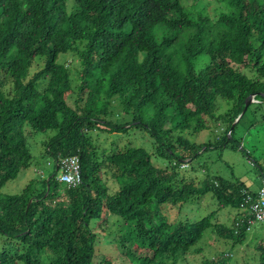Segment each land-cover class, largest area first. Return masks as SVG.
Listing matches in <instances>:
<instances>
[{"label":"trees","instance_id":"trees-1","mask_svg":"<svg viewBox=\"0 0 264 264\" xmlns=\"http://www.w3.org/2000/svg\"><path fill=\"white\" fill-rule=\"evenodd\" d=\"M219 1L233 11L213 22L192 16L181 0H0V264H114L108 257L97 261L100 232L111 229L114 239L121 233L112 231V217L133 227L115 240L129 264H178L211 229L234 245L244 243L246 218L228 228L213 215L194 223H156L154 216L155 207L209 193L219 210L241 211L245 192L255 194L220 177L200 187L178 181L182 163L213 146L183 133L222 122L228 126L217 144L236 143L247 101L255 96V104L264 103V0ZM68 54L81 64L73 105L67 102L72 74L60 62ZM203 55L210 62L198 70ZM37 61L43 66L31 76ZM220 98L231 108L216 116ZM117 99L123 122L111 118ZM25 126L54 132L44 147L57 170L62 159L80 157L81 186L69 188L53 174L41 192L33 182L19 195H3L34 159ZM134 126L151 135L170 167H156L145 148L106 152L93 139L98 130L126 134ZM107 175L119 185L115 193ZM258 250L264 264V244Z\"/></svg>","mask_w":264,"mask_h":264},{"label":"rangeland","instance_id":"rangeland-1","mask_svg":"<svg viewBox=\"0 0 264 264\" xmlns=\"http://www.w3.org/2000/svg\"><path fill=\"white\" fill-rule=\"evenodd\" d=\"M186 10L194 17L200 15L210 17L213 22L217 21L222 13L233 11L227 4L219 0H181ZM171 31H166L170 34ZM172 34V33H171ZM163 36V27L156 30L157 41H161ZM173 50V49H172ZM174 51V50H173ZM172 51V52H173ZM60 62L68 65L72 74V94L67 97L70 105L74 104L78 89L81 85L79 71L81 64L78 58L73 54L62 55ZM210 62V57L203 55L196 61L197 69H203ZM43 66V61H37L31 71V76ZM250 77H254L252 71H244ZM83 104V103H82ZM114 114L112 119L123 122L126 116L120 101H114ZM231 108V103L223 98L218 100V110L216 116L225 115ZM227 123H214L210 121V127L201 132L192 133L186 131L183 136L190 142L200 144H210L213 146L202 152V155L194 161H186L179 169L180 176L178 181L183 178L188 182H193L197 186H202L205 179L223 178L231 181L243 183L250 192L258 193L264 183V103L251 104L245 117L238 125L235 132L236 143L230 141L224 147L217 144L220 137L227 127ZM166 129L171 128L167 123ZM31 127L25 126V133L33 153L34 159L28 169H24L19 177L7 183L1 190L4 196L19 195L30 184L35 183L37 192L43 190V182L48 180L51 175H59L56 168V161L50 155L46 154L44 143L54 135V132L48 133H30ZM93 139L101 151L111 152L124 150L130 147L145 148L152 155V162L156 167H170L168 159L160 157L158 144L155 143L151 135L145 130L133 127L126 134H110L108 132L96 131L92 133ZM239 146V147H237ZM243 149H241V148ZM107 183L110 187V193H115L119 185L107 175ZM106 175H103V179ZM63 191V190H62ZM219 202L212 193L204 197H195L187 203L177 205L164 204L154 208L156 223L166 221L169 223L179 222H197L205 217L213 215L214 223L228 228L235 227L240 219L246 217L242 211L233 208L219 210ZM114 218L116 225L112 226V231H120L114 239L111 235V229L107 232H100L98 236V259L108 257L114 264H129L121 256V252L116 244V238L119 235H131L133 227L125 224L122 219ZM3 237L0 235V247ZM264 244V223H255L252 229L247 232V238L243 244H235L232 239L220 236L216 231L209 230L204 239L198 246L193 248L188 254L181 256L178 264H204L206 260L217 261L218 259L228 258L229 264H259L258 247Z\"/></svg>","mask_w":264,"mask_h":264},{"label":"built area","instance_id":"built-area-1","mask_svg":"<svg viewBox=\"0 0 264 264\" xmlns=\"http://www.w3.org/2000/svg\"><path fill=\"white\" fill-rule=\"evenodd\" d=\"M255 103H260L255 100ZM58 181L69 188H77L83 183L81 160L78 155L62 159L58 163ZM241 211L247 221V232L255 223H264V183L258 193L245 192ZM239 226V225H238Z\"/></svg>","mask_w":264,"mask_h":264},{"label":"water","instance_id":"water-1","mask_svg":"<svg viewBox=\"0 0 264 264\" xmlns=\"http://www.w3.org/2000/svg\"><path fill=\"white\" fill-rule=\"evenodd\" d=\"M254 97H255V96L250 97V99L247 101L243 113L239 116V118L237 119L236 122H238V121L241 119V117H242V116L247 112V110L249 109L250 105H251L252 103H254ZM31 202H32V201H31Z\"/></svg>","mask_w":264,"mask_h":264}]
</instances>
